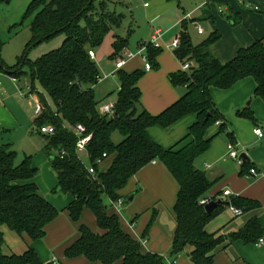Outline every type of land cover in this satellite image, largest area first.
Wrapping results in <instances>:
<instances>
[{"label": "trees", "instance_id": "1", "mask_svg": "<svg viewBox=\"0 0 264 264\" xmlns=\"http://www.w3.org/2000/svg\"><path fill=\"white\" fill-rule=\"evenodd\" d=\"M7 1L0 0V3ZM206 1L218 5L224 3V0ZM113 3V0H33L27 8L28 13H34L29 24L31 36L23 53L8 69L0 57V71L27 80L32 90L38 84L45 92L39 97L43 108L35 119L38 128L47 124L54 129L53 134H42L46 139L42 150L57 182L52 191L71 196L65 209L73 222H78L82 210L88 209L100 229L99 233H94L80 224L78 238L65 249L64 255L67 258L84 256L102 264L118 261V264H166L161 255L141 252L139 242L123 232L117 216L107 213L108 202L122 198L118 191L152 161L162 163L178 185L172 207L176 223L171 241L172 255L192 247L190 257L194 264H213L214 250L227 241L256 243L260 238L264 239V228L255 216L228 235L206 230V225L226 207L231 205L246 213L259 208L260 203L243 196L219 199L217 194L209 197L216 182L195 167L196 159L210 148L212 138L217 134L224 133L230 142H234L226 117L212 101L211 88L227 90L240 80L252 78L255 82L253 95L264 103L262 40L240 47L232 59L221 62L210 52L211 45L220 39V33L214 30L194 44L189 26L195 19L183 18L178 33L179 46L173 53L182 62L192 61L196 66L189 72L179 70L170 74L169 80L174 86H186V92L165 110L152 115L140 103L138 81L144 72L141 68L127 71L121 67L115 70L119 88L114 112L103 115L99 112L102 101L96 100L93 91L100 75L88 52L95 51L112 27L120 26L124 16L110 9ZM58 34L64 35L58 48L34 60L28 58L33 46ZM125 42L116 37L111 59L122 56ZM2 45L0 40V51ZM143 51L151 67H157L161 49L147 44ZM48 99L52 101L53 109L49 107ZM189 114L195 115V121L173 146L164 148L149 137L148 128L169 127ZM236 115L257 125L249 106ZM78 124L84 127V134H90L86 144L88 165L82 162L75 146L77 137L73 129ZM216 124L218 131L208 136L209 128ZM115 131L122 137L118 143L111 138ZM103 153L105 157L101 161L111 158V162L101 171L96 160ZM15 157L16 152L9 143H0V227L6 226L32 241L39 240L60 210L41 194L34 181L37 168L32 164V157L25 156L18 164H15ZM88 166L93 167V175L88 173ZM250 168V164L244 163L240 174L249 173ZM203 198L219 199L220 202L206 212L205 205L199 204ZM155 216L153 209L151 222ZM150 224L145 228L144 236ZM3 244L4 234L0 229V264H44L30 247L22 254L5 255Z\"/></svg>", "mask_w": 264, "mask_h": 264}, {"label": "crops", "instance_id": "2", "mask_svg": "<svg viewBox=\"0 0 264 264\" xmlns=\"http://www.w3.org/2000/svg\"><path fill=\"white\" fill-rule=\"evenodd\" d=\"M201 3L202 5L189 14L191 19L194 18L200 23L198 25L201 26L203 19H208L209 21L211 19V22L214 23L213 14L218 9L219 13L225 16L222 17L224 19L218 20L215 26L213 24V26L210 25V30L212 28V31L216 30L220 33V39L211 45L210 52L221 62L232 59L240 47L247 46L254 40L260 39L264 44V0H224L222 5L211 1L207 2L206 0H202ZM195 14L198 15L195 16ZM197 22L191 23L194 29ZM204 32L203 34L196 32L198 38L204 35ZM167 47L170 48V45ZM143 48L141 47L140 50ZM162 50L160 51L161 53ZM165 50L168 51L166 53L169 57L168 61L163 59V63L162 54L160 53L157 56L160 68L158 69L157 65L156 68L158 70L155 72L152 71V67L149 70L144 68L141 54L137 53L135 55L141 60L137 68L140 67L142 71L144 70L143 76L146 74V81L149 84L148 91L144 88V82L146 81L142 80L143 77L138 81V87L141 92L140 103L152 115L159 114L165 110L186 92V86H174L170 83L169 75L181 70L182 61L174 55L173 51L170 52V49L166 48ZM130 70L131 68L127 71ZM254 87V80L245 78L227 90L210 89L214 105L226 117L228 130L233 134L234 142L238 144L236 149L240 151L241 163L228 155L226 157L225 153L228 151L227 146L230 141L225 134L222 137L217 134L212 138L210 148L196 159L195 167L205 171L210 179L216 182L208 194L209 197L217 194L219 199H227L228 196H243L258 201L260 207L242 213L240 216L234 215L230 208L226 207L206 225V230L209 233L218 232L222 235H228L236 232L253 216L258 218L264 228V221L261 218V212L264 211V147L260 144L256 145V141H262L264 137L259 138L253 132L256 126L264 132V103L260 98L251 97L252 93L250 94V92L254 90ZM31 94L33 100L39 101L35 94L33 95V92ZM23 97L29 98L28 96ZM247 99L250 100L247 102ZM246 106H249L253 111L257 119L256 126L236 115V112ZM34 117L36 118V116ZM194 121L195 115L189 114L172 126L167 128L152 126L148 128L147 132L153 141L164 148H168L186 135L189 126ZM15 122L16 119H14L12 114L0 106L1 132L10 130L7 126H12ZM213 127L208 130V136H213L218 131L217 124ZM45 143L46 140L42 145L41 151ZM241 155H243L242 158ZM110 162L111 158H106L98 165V168L104 171ZM244 163L250 164L257 174H240L241 166ZM32 164L36 167L33 161ZM48 164L50 165V163ZM205 164L210 167H205ZM51 172L55 177L52 169ZM34 181L37 184L36 177ZM56 183V180L53 179L54 187ZM177 191L178 185L165 166L158 161H152L136 172L128 183L118 191L122 199H124L122 206L118 208L114 202L109 201L107 213L117 216L121 229L139 242L141 252L161 255L165 259L166 264H194L190 257L192 247H186L184 252L175 256L171 254V241L176 228L172 207ZM224 192L228 194H224ZM46 195L45 192L43 196L60 212L47 225L45 236L42 239L32 241L26 236L16 234V242L8 244L5 241V233L9 228L2 226L0 227L4 234L2 252L5 255L22 254L30 247L34 249L38 258L44 264H50L53 258L56 259V264H102L98 261L91 262L84 256L67 258L64 255L65 249L78 238V227L80 224L87 226L94 233L100 232L93 214L88 209H83L80 220L75 223L70 219L69 213L65 209L66 205L71 201L69 194L64 193V196ZM130 197L132 198L130 199ZM153 209L156 210V216L151 222ZM149 224L148 233L144 236L143 232ZM118 263L119 261L115 264ZM213 264H264V241L262 244L257 242L243 243L240 240L227 241L224 245L214 250Z\"/></svg>", "mask_w": 264, "mask_h": 264}, {"label": "rangeland", "instance_id": "3", "mask_svg": "<svg viewBox=\"0 0 264 264\" xmlns=\"http://www.w3.org/2000/svg\"><path fill=\"white\" fill-rule=\"evenodd\" d=\"M32 1L33 0H9L7 2L0 3V40L3 43L0 51V57L3 64L7 66L6 69L16 64L18 58L23 53L26 44L30 40L31 35L29 31V24L33 19L34 13H28L27 8ZM113 2L114 3L111 4L112 6L110 9L116 13L123 14V20L120 26L112 27L107 32L102 43L96 47L94 51V61L99 71L101 80L94 85L93 91L96 100L102 101V104H113L116 100V91L119 88L118 78L114 72V61L121 56H116L114 59L110 58L113 52L112 44L117 36L126 40V46L121 52V55H123L124 51L126 53L136 55L140 51L141 47H144L150 42L151 36L156 31H160L162 33V38L159 41V44L160 48L163 50L162 53L160 52L162 54V58H159L162 59V62L163 59L168 61L169 57L166 55L168 51L165 49H170V52L174 50L173 47L168 48L167 46L171 44L173 38L177 37L180 29V20L202 5V0H113ZM144 4H146V6H144ZM198 14H195V16ZM213 17L214 23L211 22V19L210 21L208 19L202 20L201 26L205 32L204 35L200 36V38H198V34L193 26H189V32L193 43H196L198 40L201 41L209 35L212 31V28L210 30V25L215 26L217 21L224 19L222 17L225 16L219 13L218 9V11L216 10L213 14ZM196 22L197 21L195 20V23ZM197 24L200 23L197 22ZM63 39L64 35L58 34L50 39L40 42L30 49L28 52V58L34 60L37 57L58 48L62 44ZM142 55L145 56V53H142ZM140 62V58L134 56V58L132 57L127 60L123 70H129L131 68L130 71H132V69L134 70V68L136 69L138 67ZM152 68V71L155 72L160 68V65H158V69L156 67ZM142 77V80L146 81V74ZM17 79L18 81L13 82L11 75L4 71H0V106L4 107L8 112H10V114H12L14 119H16V122L12 126H7L10 130L0 132V143H9L12 149L15 150V164L21 162L25 156L32 157V161L35 163L37 168V175L35 177L41 194L44 195L46 192V196H64V193L62 192L52 191L54 187L53 179L56 180V178L51 172L50 165L48 164V157L43 150L41 151L42 145L46 139L38 132V126L34 117L36 101L32 99L33 96H31V98H27L20 95L19 89L21 88V85H23L25 79ZM144 88L149 91V84L147 81L144 82ZM22 89L24 96H27L28 88L24 87ZM34 94L39 99V97L41 95L43 96L45 92L38 84H36L33 95ZM250 94L251 97L254 96L253 91H251ZM249 100L250 99H247V102ZM48 105L51 109L54 108L52 101L49 99ZM242 119L249 121L245 118ZM212 128L214 127L212 126L209 130ZM36 131L37 133H35ZM223 135L224 133H221L218 136L222 137ZM111 138L115 143H118L122 139L121 135L117 131L112 134ZM256 142V145L260 144L264 147L263 139L262 141ZM227 152L228 151L225 153L226 157ZM238 154H240V151H238ZM79 157L85 165L89 164L85 152H80ZM231 197L232 196H228L227 199H230ZM261 213V218L264 221V211ZM7 231L11 230L7 229ZM7 231L5 233V241L8 244H13L17 240V235L13 231Z\"/></svg>", "mask_w": 264, "mask_h": 264}, {"label": "built area", "instance_id": "4", "mask_svg": "<svg viewBox=\"0 0 264 264\" xmlns=\"http://www.w3.org/2000/svg\"><path fill=\"white\" fill-rule=\"evenodd\" d=\"M184 18L189 19L190 15L187 14ZM195 29H196V32L198 34H203V32H204L203 28L200 25H198V24L195 25ZM161 38H162V33L160 31H156L151 36V40L148 43V45H151L152 47H155V48H159L160 47L159 41L161 40ZM178 46H179V38L176 37V38H174L172 40V42L170 44V47H173L174 49H176ZM143 50H144V48L142 50H140L138 53L141 54L142 60L144 62V68L146 70H149V69H151V65L148 63L147 58L142 55ZM88 53H89L90 57L92 59H94V52L93 51H89ZM134 56L135 55H132L130 53L124 52L121 57L117 58L114 61L115 69H119V68L123 67L125 65V63L127 62V60L132 58V57H134ZM192 67H193V63L192 62H182V64H181V70L185 71V72H189ZM11 79H12L13 82L18 81V79L16 77H14V76H11ZM24 87L28 88L27 89V96L29 98H31V96H32L31 93L34 92V90H32V88H31V86H30V84H29V82L27 80L24 81L23 85L19 89L20 95L24 96L23 89H22ZM42 108H43L42 104L39 101H37L36 104H35V109H34V116H36V118L41 114ZM99 112L101 114H103V115H112L113 112H114V103L113 104H110V103L102 104L101 103L100 106H99ZM38 132L41 133V134L50 135V134H53L54 129L50 125H43V126L38 128ZM73 132H74L75 136L77 137V140H76V143H75L77 152H85L86 153V144H87V142L90 139V134H84L85 129H84V127L82 125H79V124L74 127ZM253 132L259 138H263L264 137V132L259 127H255ZM237 146H238L237 143L229 142L228 146H227L228 147L227 155L230 158H233V159H235V160H237L238 162L241 163L238 151L236 149ZM103 157H105V153H103L101 158H98L96 160V163L100 164L102 162L101 160H102ZM205 167H210V166L205 164ZM88 173L92 174V175L94 174V169H93L92 166H88ZM249 174L256 175L257 173H256L255 169L250 168ZM224 194H228V193L224 192ZM210 201H211L210 198H203V199H201L199 201V204L200 205H206ZM123 202H124V199L119 198L114 203L119 208L120 206H122ZM229 208L233 212L234 215H241L242 214L241 209H238V208H236L234 206H231V205L229 206ZM263 241H264V239L260 238L257 243L258 244H262ZM50 264H56V259L53 258L50 261Z\"/></svg>", "mask_w": 264, "mask_h": 264}, {"label": "water", "instance_id": "5", "mask_svg": "<svg viewBox=\"0 0 264 264\" xmlns=\"http://www.w3.org/2000/svg\"><path fill=\"white\" fill-rule=\"evenodd\" d=\"M243 157V155H241V158ZM59 190V189H58ZM132 197H130L131 199ZM220 202V200H216V201H210L209 203H207L204 208L206 210V212H210L216 205H218Z\"/></svg>", "mask_w": 264, "mask_h": 264}]
</instances>
